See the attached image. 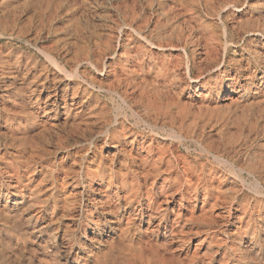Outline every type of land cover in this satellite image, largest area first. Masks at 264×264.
I'll return each mask as SVG.
<instances>
[{"label":"rangeland","instance_id":"1","mask_svg":"<svg viewBox=\"0 0 264 264\" xmlns=\"http://www.w3.org/2000/svg\"><path fill=\"white\" fill-rule=\"evenodd\" d=\"M255 179L264 0H0V264H264Z\"/></svg>","mask_w":264,"mask_h":264},{"label":"bare ground","instance_id":"2","mask_svg":"<svg viewBox=\"0 0 264 264\" xmlns=\"http://www.w3.org/2000/svg\"><path fill=\"white\" fill-rule=\"evenodd\" d=\"M147 40V39H146ZM119 41V40H118ZM25 42V41H24ZM30 42V41H29ZM146 42V41H145ZM149 42V41H148ZM120 43V42H119ZM29 45V44H28ZM148 45V44H147ZM171 46V45H170ZM40 47V46H39ZM152 47V46H151ZM160 47H162V46H160ZM118 49V48H117ZM41 51H42V49H41ZM48 54H50V53H48ZM152 55V54H151ZM53 56V55H52ZM58 62V61H57ZM36 63V62H35ZM190 63V62H189ZM49 64V63H48ZM54 64V63H53ZM60 64V63H59ZM53 66H51L50 68H52ZM192 68V67H191ZM4 69V68H3ZM64 69H66V68H64ZM77 70V69H76ZM50 71V70H49ZM58 71H59V69H58ZM69 71V70H68ZM60 72V71H59ZM66 72V71H65ZM71 72H73V71H71ZM187 72L189 73L190 72V68H189V64H188V66H187ZM71 74V73H70ZM73 74V73H72ZM75 75H76V77L77 76H80V74L78 75V73H77V71L74 73ZM67 75V74H66ZM68 75H69V73H68ZM191 76V75H190ZM50 77V76H49ZM74 77V76H73ZM11 78V77H10ZM70 78H72V77H70ZM69 79V78H68ZM10 80V79H9ZM13 80V79H12ZM201 80V79H200ZM68 81V80H67ZM199 81V80H198ZM39 85V84H38ZM46 85V84H45ZM49 86V85H48ZM71 88V87H70ZM43 90V89H42ZM58 90V89H57ZM62 91V90H61ZM69 93V92H68ZM5 95V94H4ZM76 99V98H75ZM78 100V99H77ZM75 103V102H74ZM125 103V102H124ZM127 103V102H126ZM76 104V103H75ZM128 105V104H127ZM49 106V105H48ZM123 107L122 108H126V104L125 105H122ZM125 106V107H124ZM54 107V106H53ZM130 107V106H129ZM55 109V108H54ZM127 110H128V108H127ZM130 110V109H129ZM126 114H127V112H126ZM138 117V116H137ZM142 118V117H141ZM107 136H108V134H107ZM177 137H179V138H182V136L181 135H177ZM145 138V137H144ZM155 138V137H154ZM146 143V142H145ZM92 144V143H91ZM95 145V144H94ZM135 145V144H134ZM135 148V147H134ZM141 149V148H140ZM136 150V149H135ZM204 151H207L208 152V150L206 149V148H204ZM146 156V155H145ZM149 156V155H148ZM218 158H220V157H218ZM182 170V169H181ZM184 174V173H183ZM206 176V175H205ZM172 182V181H171ZM254 186H255V188L258 190V192H261V193H264V186H263V184L258 180V179H255V182H254ZM184 189V188H183ZM200 192V191H199ZM158 195V194H157ZM202 195V194H201ZM160 196V195H159ZM198 197V196H197ZM210 198V197H209ZM171 200V199H170ZM15 202V201H14ZM142 204V203H141ZM193 204V203H192ZM177 206V205H176ZM148 207V206H147ZM177 208V207H176ZM151 210V209H150ZM123 213V212H122ZM184 216V215H183ZM119 217V216H118Z\"/></svg>","mask_w":264,"mask_h":264}]
</instances>
